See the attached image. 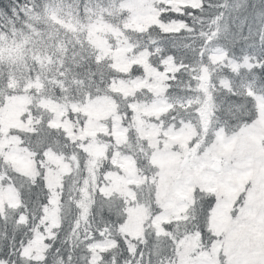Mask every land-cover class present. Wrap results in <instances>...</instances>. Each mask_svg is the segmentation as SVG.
Wrapping results in <instances>:
<instances>
[{
  "label": "trees",
  "instance_id": "obj_1",
  "mask_svg": "<svg viewBox=\"0 0 264 264\" xmlns=\"http://www.w3.org/2000/svg\"><path fill=\"white\" fill-rule=\"evenodd\" d=\"M123 1L0 0V104L14 95L27 96L34 120L32 130L13 129L12 134L35 160L53 153L69 164L59 188V224L46 240L43 259H26L22 249L38 229L51 190L44 167L34 177L0 156L2 183L13 186L20 199L16 207L0 211V264H165L172 262L177 241L186 235H197L204 251L214 243L209 220L216 198L196 189L184 219L165 223L164 234L147 229L134 253L129 250L120 230L127 218V200L121 194L103 193L101 186L106 173L115 169V152L132 156L144 175L152 173L150 151L140 140L128 101L150 102L155 94L143 89L123 99L115 92L113 82L143 76L144 67L134 64L128 72L117 70L113 60L101 56L90 42L87 29L103 23L119 28L134 53H148L153 67L163 69L167 59L179 65L162 94L167 109L160 118L175 129L193 124L199 134L196 142L210 130L235 133L258 118L257 97L264 98V0L165 6L159 19L181 23L174 31L156 24L146 30L125 27L129 14L121 7ZM218 51L225 59L214 65ZM231 62L238 67L232 69ZM203 69L210 72L209 82L201 80ZM98 97L113 99L127 135L115 145L110 138L106 158L95 161L63 128L52 124L53 113L41 103L64 106L72 121L79 116L72 106ZM146 188L134 187L136 202L153 207L152 191ZM101 241L113 247L91 261L90 248Z\"/></svg>",
  "mask_w": 264,
  "mask_h": 264
},
{
  "label": "rangeland",
  "instance_id": "obj_2",
  "mask_svg": "<svg viewBox=\"0 0 264 264\" xmlns=\"http://www.w3.org/2000/svg\"><path fill=\"white\" fill-rule=\"evenodd\" d=\"M198 3L199 0H125L121 7L129 14L125 27L146 30L156 24L165 31H174L182 24L159 19L165 6L177 8ZM87 35L101 56L113 60L117 70L128 72L134 64L144 67L143 76L113 82V90L123 99L143 89L155 94L150 102L128 101L140 140L150 151L152 173L144 175L132 156L115 152V169L106 173L101 186L103 193L121 194L127 200V218L120 230L129 250L134 253L132 249L144 241L147 229L164 234L165 223L184 219L195 190L200 189L216 198L209 220L214 243L204 251L198 245L197 235H186L177 241L172 262L165 264H264V98L257 97L258 118L238 132L210 130L206 138L193 142L199 136L193 124L187 122L175 129L160 118L167 109L162 94L179 65L167 59L163 69L153 67L147 52L134 53L122 30L104 23L91 25ZM224 59L225 55L218 51L212 60L217 65ZM243 63L249 65V61ZM229 66L233 69L238 64L231 62ZM201 76V80L209 82L208 69H203ZM41 104L53 113L52 124L63 128L95 161L106 158L111 141L115 145L126 140L125 120L112 98L98 97L72 106V112L79 114L72 121L64 106L52 101ZM28 110V97L24 95L8 97L0 104V156L34 177L44 167L51 197L33 238L22 249L26 259L42 260L48 246L46 240L54 235L59 224V188L63 174L69 172V164L53 153L45 154L42 161L35 160L12 134L13 129L32 130L34 120ZM208 127L209 124L205 130ZM137 186L152 191L153 207L145 201L136 202ZM19 201L16 189L3 184L0 174V211L16 207ZM112 247L109 241L94 243L90 248L91 261L98 260V255Z\"/></svg>",
  "mask_w": 264,
  "mask_h": 264
},
{
  "label": "water",
  "instance_id": "obj_3",
  "mask_svg": "<svg viewBox=\"0 0 264 264\" xmlns=\"http://www.w3.org/2000/svg\"><path fill=\"white\" fill-rule=\"evenodd\" d=\"M204 75H205V80H208L207 71H204Z\"/></svg>",
  "mask_w": 264,
  "mask_h": 264
}]
</instances>
